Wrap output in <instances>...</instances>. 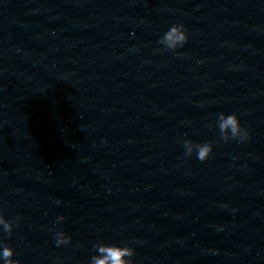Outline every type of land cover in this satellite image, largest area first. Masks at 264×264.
Here are the masks:
<instances>
[{"label": "water", "instance_id": "water-1", "mask_svg": "<svg viewBox=\"0 0 264 264\" xmlns=\"http://www.w3.org/2000/svg\"><path fill=\"white\" fill-rule=\"evenodd\" d=\"M222 110L247 142L210 127ZM0 208L21 264H88L97 240L135 264H264V0H0Z\"/></svg>", "mask_w": 264, "mask_h": 264}, {"label": "clouds", "instance_id": "clouds-1", "mask_svg": "<svg viewBox=\"0 0 264 264\" xmlns=\"http://www.w3.org/2000/svg\"><path fill=\"white\" fill-rule=\"evenodd\" d=\"M189 40V33L183 23H171L158 37L157 44L161 51H171L177 53ZM214 128L219 138L225 142L235 141L237 143L247 142L251 138L250 130L243 125L240 116L235 111H219L215 114ZM183 156L192 157L201 162L210 158L213 152V142L194 141L190 138L183 140ZM236 157L233 156V160ZM56 205H60V199H54ZM19 215L8 218L0 208V264H21L19 259H14L15 249L3 239L4 234L12 236L14 228L20 222ZM65 221L63 214L56 215L52 220L48 231L57 247L69 245L72 236L67 233L60 225ZM140 243V241H136ZM79 247V243L74 245ZM92 253L88 258V264H135L133 259L135 247L128 243L104 242L97 240L92 244Z\"/></svg>", "mask_w": 264, "mask_h": 264}]
</instances>
